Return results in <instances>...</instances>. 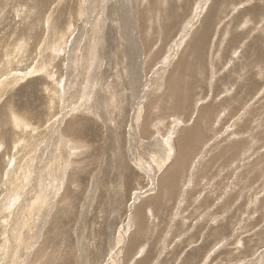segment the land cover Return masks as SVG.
Masks as SVG:
<instances>
[{
    "label": "rangeland",
    "instance_id": "obj_1",
    "mask_svg": "<svg viewBox=\"0 0 264 264\" xmlns=\"http://www.w3.org/2000/svg\"><path fill=\"white\" fill-rule=\"evenodd\" d=\"M0 264H264V0H0Z\"/></svg>",
    "mask_w": 264,
    "mask_h": 264
},
{
    "label": "bare ground",
    "instance_id": "obj_2",
    "mask_svg": "<svg viewBox=\"0 0 264 264\" xmlns=\"http://www.w3.org/2000/svg\"><path fill=\"white\" fill-rule=\"evenodd\" d=\"M136 136H137V135H136ZM185 152H186V151H185ZM184 155H185V154H184ZM182 157H183V155H182ZM183 158H184V157H183ZM183 158H182V159H183ZM179 159H180V158H179ZM179 159H178V160H179ZM176 163H177V162H176ZM176 163H175V164H176ZM175 164H174L173 166H175ZM39 165H40V164H39ZM47 166H48V165H47ZM124 167H125V166H124ZM172 169H173V167H172ZM172 171H175V168H174ZM165 172H166V171H165ZM167 173H168V171H167ZM164 174H165V173H164ZM171 175H172V174H171ZM28 194H29V193H28ZM148 201H149V200H148Z\"/></svg>",
    "mask_w": 264,
    "mask_h": 264
}]
</instances>
